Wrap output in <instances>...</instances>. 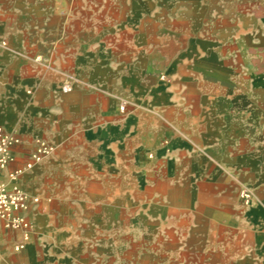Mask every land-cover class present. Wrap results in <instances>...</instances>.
<instances>
[{
	"label": "crops",
	"instance_id": "crops-1",
	"mask_svg": "<svg viewBox=\"0 0 264 264\" xmlns=\"http://www.w3.org/2000/svg\"><path fill=\"white\" fill-rule=\"evenodd\" d=\"M104 4L94 29L61 24L53 0H0V125L20 139L8 168L37 136L54 146L19 179L38 197L22 211L31 236L15 250L19 231L0 224V264H129L115 244L138 262L145 239L183 244L184 256L187 243L225 234L255 240L233 261L264 264V203L235 199V171L248 185L257 171L250 132H264V0ZM70 74L81 86L60 91ZM70 190L86 195L85 217L53 205Z\"/></svg>",
	"mask_w": 264,
	"mask_h": 264
},
{
	"label": "rangeland",
	"instance_id": "rangeland-1",
	"mask_svg": "<svg viewBox=\"0 0 264 264\" xmlns=\"http://www.w3.org/2000/svg\"><path fill=\"white\" fill-rule=\"evenodd\" d=\"M56 3V11L57 13L61 14V24L64 22V20L67 23V26L72 27L76 26L78 22L83 25L86 28H94V29H102L104 28V21L102 20L101 15L98 13L99 9L103 6H105L104 2L106 0H53ZM87 9L93 8L96 9L94 12H85V8ZM58 20V19H57ZM164 25H161V29H165ZM75 79L73 80V84L71 83V78L66 79V81L60 86V91H62V87L64 84L72 85L73 90L76 88V86L80 83H78V77L76 75L70 74ZM162 74H158L159 77ZM76 76V77H75ZM77 80V81H76ZM81 86V84H80ZM227 85H225L226 87ZM124 101H118V103H122ZM254 118V117H252ZM260 117H255L254 120L257 121ZM261 121H263L264 124V116H261ZM58 122V120L56 121ZM258 122V121H257ZM251 152H252V162L255 166L254 162L256 161L257 165L255 166L256 172L252 173V182L250 185L243 184L242 180L239 178V175H237V172L235 171V182H236V188H235V199L238 202V204L241 205L242 209H249L252 208L254 205H260L262 206L264 201L262 200L264 197L262 196V193L260 190L257 191V187L264 184V174L262 175L260 173V169L262 167V164L260 162L262 161L264 157V132L263 133H257L255 131H251ZM48 141V140H47ZM239 142L241 141L238 140ZM53 145V144H52ZM54 150V146H53ZM53 152V151H52ZM51 152V153H52ZM152 153V152H151ZM259 163V164H258ZM248 192L249 198L245 200V198L241 195V192ZM58 192V191H57ZM56 192V193H57ZM58 195V196H57ZM53 198V205L56 207L58 211L61 209L62 204H68L71 208L67 209L68 215H74L78 214V218H81L80 216H86V212L83 208L82 212L80 211L83 204L86 203V195L81 193L80 195L74 194L70 192L66 195L67 197H62L61 194H57ZM250 196L252 199H250ZM147 195L141 194L139 196V203L143 204L147 201ZM250 199V200H249ZM44 203L47 202V196L40 199ZM249 200V202H248ZM129 202V201H128ZM74 207V208H73ZM73 209H76L78 212L72 211ZM264 209V208H263ZM264 229V228H263ZM189 230V229H188ZM191 230V229H190ZM226 233L227 230H224ZM241 229L235 230V239H238V236H240L239 232H241ZM239 234V235H238ZM240 239V238H239ZM248 239V238H247ZM234 238L231 236L229 239L226 236V234L223 236H219L218 239H215V237L207 239V242L205 244H189L187 243L188 253L187 255H184L180 253V249L184 250L183 244H159L156 243L154 245L149 244L146 239L139 243L138 251L140 252V258L138 262L134 260L131 256V244L129 243H119L115 244L114 246L117 248V252L120 256V262H127L129 264H212V259L210 258V255H203L202 257L198 254L196 255V250H199L200 248L203 250L202 252L210 253L216 252V257L218 258L219 264H243L239 260L233 261V258L239 255H249L255 253V249L253 246L254 238L253 236L250 237L249 240H247L246 243H242L240 240L233 241ZM240 241V242H239ZM200 247V248H198ZM198 248V249H197ZM128 250V251H127ZM154 251L155 256L154 260L148 259L146 251ZM121 252V253H120ZM257 256V255H256ZM133 259V260H132ZM247 264H251L248 260L246 261ZM213 264H216V260H214Z\"/></svg>",
	"mask_w": 264,
	"mask_h": 264
},
{
	"label": "built area",
	"instance_id": "built-area-1",
	"mask_svg": "<svg viewBox=\"0 0 264 264\" xmlns=\"http://www.w3.org/2000/svg\"><path fill=\"white\" fill-rule=\"evenodd\" d=\"M5 44V42H2ZM71 90L70 84L62 87L63 92ZM125 103L118 106V110L123 112ZM20 139L17 135L9 132L0 125V171L7 170L9 181H3L0 178V224L4 228L18 230L21 235V242H18L14 248L18 250L23 247V242L31 236L32 223L29 218L23 214L30 201L38 202V197L28 194L21 186L20 177L29 170H32L45 156L53 151V145L44 138L37 136L35 138V149L29 155L28 159L16 168H8L10 163L14 161L12 155V146L19 143ZM241 195L247 200L248 192H241Z\"/></svg>",
	"mask_w": 264,
	"mask_h": 264
},
{
	"label": "bare ground",
	"instance_id": "bare-ground-1",
	"mask_svg": "<svg viewBox=\"0 0 264 264\" xmlns=\"http://www.w3.org/2000/svg\"><path fill=\"white\" fill-rule=\"evenodd\" d=\"M250 199H252V197H251V196H250ZM250 199H249V200H250ZM249 200H248V202H249Z\"/></svg>",
	"mask_w": 264,
	"mask_h": 264
}]
</instances>
